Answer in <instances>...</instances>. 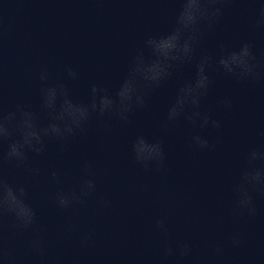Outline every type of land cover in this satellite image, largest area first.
<instances>
[{"label":"water","instance_id":"obj_1","mask_svg":"<svg viewBox=\"0 0 264 264\" xmlns=\"http://www.w3.org/2000/svg\"><path fill=\"white\" fill-rule=\"evenodd\" d=\"M262 4L226 0L223 15L213 30L205 29L192 60L148 90L145 105L134 107L127 123L97 114L85 133L64 142L48 139L46 152L28 153V165L39 169L38 175L15 161L3 164L4 177L27 188L28 203L36 211L35 231L4 232L7 264H264V195L254 194L255 217L231 214L233 188L249 152L264 150V76L257 82L237 81L213 64L208 69L213 82L200 110L211 109L222 127L200 129L183 118L163 126L178 89L195 78L202 54L217 59L222 48L236 50L247 42L264 73V28L256 27ZM179 10L180 0H0V110L25 105L46 123L39 80L45 68L48 83H65L75 102L87 103L93 84L114 95L137 51L149 58L145 39L169 33ZM67 66L78 79L67 76ZM224 97L231 99V109L218 104ZM195 134L212 147L192 144ZM141 135L162 141V173L145 172L134 161L132 142ZM6 150L7 142L0 144V152ZM85 162L95 172V194L84 205L58 208L55 193L78 188ZM54 170L59 183L51 178ZM101 198L110 206L104 207ZM158 218L166 221L167 238L155 225ZM89 232L93 240L82 246ZM35 235L46 241L43 257L28 247ZM232 235L241 238L239 247L232 246ZM181 241L190 244V255L162 261L163 247L175 249ZM217 245L222 255H216Z\"/></svg>","mask_w":264,"mask_h":264},{"label":"clouds","instance_id":"obj_2","mask_svg":"<svg viewBox=\"0 0 264 264\" xmlns=\"http://www.w3.org/2000/svg\"><path fill=\"white\" fill-rule=\"evenodd\" d=\"M226 0H180V10L175 20V26L166 35L148 36L144 48L148 50L149 58L143 50H138L129 66L128 74L114 95L104 86L93 84L90 89V100L87 103L75 102L71 98L69 88L65 83L49 84L50 74L42 69L39 74L41 81L40 108L47 114V122L41 123L36 112L25 105H17L14 111L0 110V144L7 142V150L0 152V169L4 163L15 161L17 166H24L32 175H38L39 169L29 167L28 153L41 155L47 150L46 141L55 139L67 141L78 133L87 131V125L94 115H113L127 123L129 114L134 107L145 105V95L148 90L158 87L161 82L172 75V69L179 67L193 58L200 44L205 29H214L216 21L223 15L222 5ZM257 28H264V4L260 6L256 20ZM215 65L225 76L237 81H259L262 62L257 59L250 43H242L236 50L223 49L217 59L210 54L201 55L196 65L195 78L181 86L176 94L175 102L169 107L164 127L175 126L181 118L191 126L200 129L211 127L220 129L221 121L213 119L209 111H201V102L208 95L212 78L208 69ZM72 80L78 79V73L70 66L65 69ZM218 104L225 110L231 109L230 98L224 97ZM191 143L200 149L212 147L209 140L199 134L191 137ZM132 156L145 172L162 173L166 168V154L161 140H149L137 136L132 142ZM259 162V166H257ZM51 178L59 183L57 171L50 173ZM95 172L92 166L85 162L82 166V176L78 188L55 193L54 200L60 209H71L74 206L86 204L88 198L96 192ZM235 202L231 208L234 217L247 215L255 217L258 209L254 194L264 195V150L252 149L241 170L239 179L234 185ZM28 190L23 184H10L0 171V261L6 264L10 260L4 232L11 228L17 232L32 229L35 231L36 211L28 203ZM104 207L111 202L101 198ZM157 229L167 238L168 226L165 219L155 221ZM72 230V226H69ZM94 234L85 233L81 245L88 246ZM233 247L242 243L239 235L230 238ZM29 249L39 257L46 254V241L39 235L33 236L28 242ZM216 255H222V246L214 249ZM191 246L186 241L176 244L175 249L165 245L162 249V261L170 257L178 260L188 257Z\"/></svg>","mask_w":264,"mask_h":264}]
</instances>
